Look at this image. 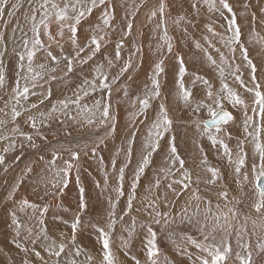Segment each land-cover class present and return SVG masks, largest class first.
Here are the masks:
<instances>
[{
	"label": "rangeland",
	"instance_id": "rangeland-1",
	"mask_svg": "<svg viewBox=\"0 0 264 264\" xmlns=\"http://www.w3.org/2000/svg\"><path fill=\"white\" fill-rule=\"evenodd\" d=\"M17 0H9V7L6 11H11V4L16 3ZM42 0H19L22 5L14 15L9 17L5 15L4 20L8 21V26L5 28L4 22L0 21V33H3L4 43L0 44V52L4 55L0 56V71L4 73L5 81L3 88H0V108L4 107V101H9V107L5 109L8 115L5 116L0 113V119L10 121L11 105L15 103L10 100L12 96V89L15 82L20 79L21 69L19 68L18 53L24 52L25 49L22 45V37L31 38L32 32L30 31L31 22L26 20L25 16H31L30 9L36 7L38 9ZM57 4H63V0H55ZM159 0H147L146 4L142 5V0H108L109 10L114 6L115 19L111 22L113 28L109 30V36L106 37V42L103 43L101 51L96 53L92 60L86 64H75L73 72L64 76L66 70V62L61 58L59 65H53L49 60H46V53L40 51L34 59L33 67L38 63L49 64L50 67H56L57 71L54 73L58 77L57 80L45 83L44 88H36L33 91L37 95H29L28 100L21 101L17 105V109L22 113L17 118V123L20 131L33 135L37 138V149L43 160L40 166L32 173H25L26 166L21 165V160L17 161L13 158L5 159V165L0 166V264H21L24 258V253L15 247L14 241V228L12 225V213H17V218L22 224L27 226L35 225V219H30L29 215L25 212H19L18 202L21 199H28L31 202L37 203L41 206L47 205L48 212L43 217L48 229L49 235L52 238L59 240L61 234L71 236V223L75 216L79 215L81 223L76 234V247H79L82 254L78 257H73L72 252L68 251L66 255L60 258L61 264H71L75 259L76 264H102V243L100 234L97 228H105L110 232V246L114 253L116 264H135L138 260L140 264H148L147 262V240L149 233L147 231L150 226L156 233V244L159 249L157 264H191L181 254V247H191L196 249L194 244H191L188 237L196 240L197 242L203 240V234L210 230L211 224L208 229H204L205 223L203 210L206 205L202 202L200 205L201 214L199 216L193 215L196 202L193 200L190 205H186L189 200L191 192L182 194L178 199H174L171 192L168 193V199L163 200L164 196V174L160 171L161 168L168 167L166 163V143L173 136L175 137V145L177 152L185 160V170L191 173V190L195 191L199 188V194L202 199L208 197L212 199V209L215 212L217 203L220 204L221 211H227V208H233L237 215L234 220H231L234 228H246L244 235L245 241H250L253 247L254 261L264 255L256 253V245L260 241H264V217H260L255 213L252 205L258 200V187H257V173L251 172L252 163L256 160L259 163L258 157L254 152V143L251 137L247 136L244 132V113L240 108H233L231 104H225L226 110L230 111L236 118L234 122L224 126L227 132H231L232 138L229 140L221 132L219 135L225 139L229 148L232 149L233 158L237 151V141H244V151L247 153L245 167L242 171H248V180L240 183L235 182L238 180L234 175L235 164H229L227 157L224 155L222 148L219 145L213 146L206 135H203L204 119L213 116V111H216L215 105L207 99V86L202 81H196L195 85L192 84L194 76L199 75L207 79L212 86L213 93L219 92L222 81L227 83L234 91L251 106L253 96L251 93L245 91L234 81L232 73L236 65H241L239 74L244 82L251 87L252 75L255 76V82L264 85V0H229L233 6V10L237 14L238 24L242 31V42L248 48L249 58L255 65V72L252 73L245 62H242L240 53L235 54V58L227 48L220 42V37H213L208 32L206 25H211L217 33H220L227 39L231 36L230 32H226L227 21L220 18L218 12H209L207 6L200 5L199 12L191 8L193 0H164L165 17L164 21L167 27L168 37L173 46V52L168 53L167 47L158 50V44L162 41V30L157 29L156 25L159 23V17L149 19L150 13L158 5ZM249 5V7H244ZM137 8L139 9L138 11ZM102 9H94L90 16L83 19L78 25V44L83 46L88 43V38L92 34V29L99 22V16ZM135 11V15L133 12ZM253 14L255 19L253 20ZM40 11L36 13L37 20L40 19ZM227 15V14H226ZM180 16H184V20L179 24L174 23ZM21 19V20H20ZM127 21H134L133 34L125 38V46L121 52V61L116 62V66L112 69H107V62L105 57L114 59L115 44L123 32L121 31L126 27ZM191 21V24L188 23ZM30 22V23H29ZM53 35L58 30L55 22L50 25ZM185 28L187 32H185ZM15 29V32L13 31ZM26 29V30H25ZM23 30V31H22ZM69 32L65 29V34L61 40H57L63 45L62 56L75 55V50L71 41L69 40ZM154 35V36H153ZM209 39L215 44L216 48H220L228 57L226 64H221L218 54L214 48H209L208 43L203 37ZM45 44H48L46 37H42ZM199 41L203 48H208L209 54L217 61V65H212L205 56L201 49L195 47V42ZM135 46H139L142 51L138 55L132 57L133 65L120 79L114 87L111 94V113L115 117L116 128L114 132L108 131V125L104 126H88L78 122L66 121L63 116L58 120L49 122L48 126H41V135L37 136L35 130H29V123H27V116L30 114L25 111L30 108L32 103L38 102V96L41 92L47 90L49 87L52 91L51 103H56L65 97H71L73 92L78 89L85 78L91 79L95 73L93 69L98 64H104L105 70L115 74L119 71V67L126 60L129 55L135 51ZM6 48V51H5ZM50 50L53 54L61 55V48L56 43L51 44ZM87 51V49H86ZM163 51V57H161ZM83 55V54H82ZM177 57H183L184 63L187 68V73L184 77L185 87L190 89L193 93L192 107L179 99V89L177 85L178 69ZM164 59L165 71L159 77L160 92L159 98L152 100V106L147 110L146 119L140 117L138 113V104L134 107L132 101L137 97H142L144 94L145 84H150L148 77L152 73V68L155 62L159 59ZM25 66L27 60L24 61ZM228 64L232 67L229 68ZM219 67L224 68L223 77L220 75ZM63 77V78H61ZM21 85L25 83L20 80ZM127 91V97L124 92ZM101 93L98 91L95 94L84 98V103L91 104L94 99H99ZM107 99V97H105ZM197 102H203L209 107H202L198 112H193ZM164 103L168 109L169 117L172 119L173 124L170 133L161 141V150L154 153L151 162L146 166L144 173L140 177L136 190V198L133 201V208L131 211L124 215L122 210L126 209L129 193L131 191L130 185L133 180L135 169L141 158L142 145L146 137L147 125L153 121L158 115V106ZM50 107L49 101H45L40 106V111H46ZM37 110H32L31 114L35 115ZM136 115H133V114ZM249 115H253L249 109ZM137 120L135 128L132 121ZM139 120H144L140 123ZM61 121H64L63 123ZM256 123H260L259 116H256ZM14 125L8 123L0 128V135H7L9 140H0V145H8L11 141H15V150L19 153L27 151L31 146L29 143L23 141V138L18 134H13L10 129ZM135 131L136 136L133 143V157L131 162L125 158L124 152L116 156L115 152L118 148H127V140L131 137V133ZM215 132V128L212 129ZM249 131H252L251 126ZM197 138V144L191 140ZM101 139L103 142H101ZM92 149H80L82 143L91 142ZM262 142H264V135H262ZM23 143V146L21 144ZM102 143L104 145H102ZM108 143V144H106ZM55 144V145H54ZM60 148V150H59ZM93 148H95V155H93ZM55 150V151H54ZM78 152L79 160L73 161L75 167L71 170L68 176V185L63 189L62 193L45 195V192L55 193L56 189L49 188L47 190H39L33 184V178L37 177V173L41 174L48 166V161L53 158V155L60 157L56 161L55 171L47 172L43 175L44 178L52 180L55 172L64 167V161L70 159L71 152ZM207 158V165L201 163L203 157ZM100 157L103 158V164L100 162ZM116 159V169L127 164L125 168V180L123 184L124 195L119 196L117 199L116 188L118 186L117 173L111 166L112 159ZM26 162V160H24ZM208 166L218 168L220 170V178L216 180L215 184H206L205 181L211 180V173L206 169ZM7 167V171H5ZM175 168L172 172L175 173ZM108 175V183L105 185L104 176ZM77 176L79 183H77ZM38 177V179H40ZM157 177L162 180V185L159 190L152 188L149 190L150 182L155 181ZM12 179L13 187L9 185ZM173 179H183L182 176L169 174L167 182ZM41 180V179H40ZM23 182V183H22ZM25 185V190L22 193L21 189L17 188L20 184ZM40 182V181H39ZM99 182V186H97ZM80 187L84 189V199L87 207L83 210L78 208L80 199ZM227 189L229 193L228 201L218 198L217 193L223 189ZM8 193L4 197V193ZM12 194V195H10ZM26 195V196H25ZM160 196L161 200L157 201V207L160 212L170 213L168 222L163 221L160 224L155 223V213L152 209L148 208V203L156 196ZM43 197V199H40ZM116 202V216L117 221L112 229H108L110 204L109 200ZM227 205V207H225ZM187 206L189 215L192 217L181 218L182 209ZM123 215V220L119 217ZM247 218V219H246ZM253 221L256 226H253ZM223 223V221H221ZM217 242L223 235L220 232L216 234ZM231 243L234 251H240L236 246L235 233L231 236ZM187 242L190 244L187 245ZM135 243H139L134 247ZM31 247V245H29ZM42 255L48 259L46 254L40 249ZM74 250V249H73ZM195 255V254H193ZM91 256L92 261H88L87 257ZM196 256V255H195ZM34 264H39L34 256L30 257ZM235 259L234 256L229 258V263ZM52 264V260H49Z\"/></svg>",
	"mask_w": 264,
	"mask_h": 264
},
{
	"label": "snow or ice",
	"instance_id": "snow-or-ice-1",
	"mask_svg": "<svg viewBox=\"0 0 264 264\" xmlns=\"http://www.w3.org/2000/svg\"><path fill=\"white\" fill-rule=\"evenodd\" d=\"M31 3L32 0H29ZM147 0H142V5L146 4ZM203 4L207 6L209 12H218L221 19L227 21L226 32H230L231 36L225 37L220 33H217L211 25H206V28L213 37L219 36L220 42L225 48L229 50L232 54V57L235 58L237 52L240 53L242 62H245L246 65L251 68L252 73L255 72V65L253 61L249 58V51L245 44L242 42V31L240 25L238 24V17L235 11L233 10L232 4L229 0H193L191 3V8L199 12L200 5ZM9 7V0H0V21L4 22L5 28L8 26V21L4 20L5 15L11 17L14 15L22 5L17 0L16 3L11 4V11H6ZM165 7L166 4L164 0H159L158 5L153 8L150 13L149 19H154L159 17V23H157V29L162 30V36L160 40L161 44H158V50H162L165 45L167 47V52H173L172 43L168 37L167 27L164 21L165 17ZM244 7H249V5H244ZM101 8L102 11L99 16V22L92 29V34L88 38V43L86 45L78 44V25L81 21L87 16H90L94 9ZM40 11V19L37 20L36 13ZM139 9L137 8L136 11ZM31 16H25L26 20H30L32 32L31 38L22 37V45L25 49L24 52L18 53L19 68L21 69L22 75L20 79L15 82V86L12 89V96L10 100H14L15 103L11 105V117L10 121L0 119V128L5 126L8 123H12L14 126L10 129L13 134H18L23 138V141L30 144L32 148H36L37 145L34 142L33 135L20 131L18 126H15L17 123V118L22 115V113L17 109V105L21 104V101H27L29 95H37L35 91L36 88H44V84L40 81H44L45 76L47 80L45 83H50L58 79L54 73L57 71L56 67H50L46 63H38L36 67H33L34 59L37 57V53L43 51L46 53V60H49L53 65H59L61 58L66 62L64 71V76H67L69 73L73 72L74 63L75 64H86L88 61L92 60L96 53L101 51L103 43L106 42V37L109 36V30L113 28L112 21L115 19L114 15V6L112 10H109L108 0H63V4H57L55 0H42L39 4L38 9L33 7L30 9ZM264 11V9H262ZM227 14V15H226ZM135 15V11L133 12ZM185 18L180 16L174 21V23L179 24ZM255 16L253 14V20ZM55 22L58 26V30L53 35L50 25ZM191 24V21H188ZM65 29L69 32V40L74 47L75 55L62 56L63 45L57 40L59 37L61 40L64 37ZM134 30V21H127L126 27L122 29L123 35L119 41L115 44L114 49V59L105 57L107 62V69L110 70L116 66V62H120L121 52L125 46V38L133 34ZM15 32V29H13ZM187 32V29L184 30ZM46 37L48 44H45L44 39ZM203 39L208 43L209 48H214L215 52L219 56L221 64H226L228 57L225 56L224 52L220 48H216L215 44L205 36ZM56 43L58 47L61 48V55L53 54L50 50L51 44ZM4 43L3 33H0V44ZM195 47L201 49L206 56V59L214 66L217 65L216 59L209 54L208 48H203L199 41L195 42ZM87 49V51H86ZM6 51V48H5ZM142 49L139 46H135V51L132 52L129 57L123 61L119 67V71L115 74L110 75V71L105 70L104 64H98L93 69L95 75L91 78H85L78 89L73 92L71 97H65L64 99L58 100L56 103H51L52 91L49 87L47 90L40 93L38 96V102L32 103L30 108H26L25 111L30 113L27 116V123H29L30 128L35 130L37 136L43 138L41 135V126H48L49 122L53 120H58L60 116H63L66 121L78 122L82 124H87L88 126H104L108 125V131L114 132L116 128L115 117L111 113V94L114 90V87L117 84V81L123 76L129 69L134 67L132 57L138 55ZM83 54V55H82ZM4 53L0 52V56H3ZM161 57H163V51H161ZM25 59L27 60V65L25 66ZM178 64V80L177 85L179 89V99L186 103L189 107H192L193 93L190 89L185 87L184 77L187 73V68L184 63L183 57H177ZM228 67L231 68L232 65L228 64ZM241 65H236L235 70L232 73L234 76V81L239 84L240 87L244 88L246 92L251 93L253 96L252 105L246 103V101L234 91L227 83H221V88L219 92L213 93L212 86L207 79L200 77L199 75L194 76L192 84L195 85L196 81H202L208 88L207 99L215 105L216 111H213L214 119L205 124L202 134L206 135L209 141L213 146L219 145L222 148L224 155L227 157L229 164H235L234 175L238 178L235 182L240 183L242 181L248 180V171H242L245 167V162L247 158V153L244 151V141H237V151L235 153V159L233 158L232 149L229 148L228 144L225 142V139L222 138L219 134L221 132L227 137V139L232 138L231 132H227L224 126L229 125L230 122L235 121L233 114L226 110L225 104H231L233 108H240L244 113V132L247 136L251 137L254 143V152L258 157L259 163L257 164L256 160L253 161L251 172L257 173L256 179L260 180L264 178V142H262V135H264V85L255 82V76L252 75V86L249 87L244 80L241 78L240 72ZM165 71L164 69V59H159L158 62L154 63L152 68V73L148 77L150 84H145L144 94L142 97H137L132 101L133 106L135 107L138 104V113L140 117H146L147 110L152 106L151 102L154 99L160 97V80L159 77ZM220 75L223 77L224 68L219 67ZM63 78V77H61ZM20 80H24L25 83L21 85ZM5 81V76L2 71H0V88H3ZM100 92L101 96L99 99H94L93 102L89 105L84 103V98L89 97L96 92ZM124 95L127 97V91L124 92ZM107 97V99H105ZM49 101L50 107L46 111H40L39 108L44 104L45 101ZM9 107V101H4V107L0 108V113H3L5 116L8 115V112H5V109ZM202 107H209V105L204 104L203 102H197L193 108V112H198ZM249 109L253 115H249ZM32 110H37L35 115H32ZM133 115H136L135 113ZM256 116H259L260 123H256ZM62 123L64 121H61ZM140 123H143L144 120H139ZM137 120H133L132 124L135 128ZM173 121L169 117L168 109L164 103H160L158 106V115L147 125L146 137L143 141L141 158L135 169L133 180L130 185V193L127 201L126 209L122 210L124 215H127L129 211L133 208V201L136 198L137 185L139 183L140 177L145 171L146 166L151 162V158L154 153H157L161 150V141L165 140V137L170 133L172 128ZM251 126L252 131H249ZM215 128V132L212 129ZM136 132L131 133V137L127 140V148H118L116 149L115 155L118 156L121 151L124 152L125 158L128 162H131L133 157V143L135 140ZM0 140H9L7 135H0ZM101 142L103 140L101 139ZM23 146V143L21 144ZM166 148L168 149L166 153V163L168 167L161 168L160 171L164 174V196L163 200L168 199V193L171 192L174 199H178L180 195L191 192L189 200L185 203L190 205L194 200L196 202L193 215L199 216L201 214L200 205L203 202L206 207L203 210V216L205 223L203 225L204 229H208L209 224L211 228L209 231L203 234L204 242L200 243L196 240L188 237V240L191 244H194L197 248L201 249L202 255L197 257L198 264H229V258L231 256L235 257V260L232 261V264H255L253 247L250 241H245L244 235L246 234V228H234L231 220L236 218V211L233 208H227V211L220 210V204L215 205L216 211L212 209V199L204 197L202 199L199 194V188L195 191L191 190V173L185 170V160L177 152V147L175 145V137L173 136L166 143ZM10 150H15V141H11L7 147L2 149L0 152V166L5 165V155L4 153L9 152ZM78 152H71L70 159L64 161V167L59 171L55 172L52 180L48 182L47 186H50L53 189H56L55 193L45 192V195L49 194H59L63 192V189L68 185V176L71 170L75 167L73 161L79 160ZM93 155H95V148H93ZM18 160L19 157H16ZM43 159V158H41ZM60 157L53 155V158L48 161V166L45 171L51 172L52 169L56 167V161ZM100 162L103 164V158L100 157ZM201 163L207 165L206 156L202 158ZM111 166L113 170L117 173L118 186L116 188L117 199L119 196L124 195L123 184L125 180V168L127 164L116 169V159L113 158L111 161ZM175 168V173L172 172ZM211 173V180L205 181L206 184H215L216 180L220 178V170L215 167L208 166L206 169ZM7 171V167H5ZM25 173H32L34 171L31 167L25 168ZM169 174L176 176H182L183 179H173L171 182H167V177ZM37 176L40 177V174L37 173ZM42 179V177H40ZM39 183V179H38ZM77 183H79V177L77 176ZM104 183H108V175L105 173ZM162 185V180L160 177H157L153 182H150L149 190L155 188L160 189ZM99 186V182H97ZM258 200L252 205L255 213L260 217H264V184H259L258 186ZM12 195V194H10ZM218 198H222L224 201H228L229 193L225 188L217 193ZM43 199V197H40ZM160 196H156L152 199L147 207L152 209L155 213V216L158 219H155V223L160 224L162 221L164 223L168 222V217L170 213L160 212L157 207V201H160ZM110 211H109V222L107 225L108 229L114 228L117 216H116V202L109 200ZM19 212H25L26 210H31L30 219H35L36 223L33 226H27L21 223L17 218V213H12V225L14 228V243L15 247L23 252L24 258L21 261V264H34V261L30 258L34 256L39 264H49V260H52V264H61L60 258L62 255H66L68 251L72 252L73 257H78L82 254V251L79 247H76V234L81 223V218L79 215L75 216L73 222L71 223V236L68 237L67 234H61L59 240L52 238L49 235L44 216L48 212L47 205H39L37 203L31 202L28 199L24 198L18 202ZM87 207L84 199V189L80 187V199L78 203V208L83 210ZM227 207V205H225ZM124 216L119 217L120 220H123ZM181 218L191 219L189 215L188 207L185 206L182 209ZM247 219V218H246ZM223 221V223H221ZM253 226H256V222L253 221ZM97 231L100 234V240L102 243V264H116L114 253L111 250L110 246V232L105 230V228H97ZM149 233V239L147 240V262L148 264H157V257L159 249L156 244V233L149 226L147 229ZM220 232L223 235L219 242H217L216 233ZM235 233L236 236V246L240 251H234L231 236ZM31 245V247H29ZM42 249L46 254L48 259L45 258V255L41 254V251H38L37 248ZM74 249V250H73ZM256 253L258 255H264V241H260L256 245ZM206 254V255H205ZM88 261H92L91 256L87 257ZM71 264H76L75 259L71 261ZM135 264H140L137 260Z\"/></svg>",
	"mask_w": 264,
	"mask_h": 264
},
{
	"label": "crops",
	"instance_id": "crops-1",
	"mask_svg": "<svg viewBox=\"0 0 264 264\" xmlns=\"http://www.w3.org/2000/svg\"><path fill=\"white\" fill-rule=\"evenodd\" d=\"M208 118V117H207ZM29 130H33V129H31L30 127H29ZM37 141H38V139L37 138H35L34 139V142L36 143V145H37ZM192 142H195L196 144H197V138L196 139H193L192 138V140H191ZM106 144H108V143H106ZM55 145V144H54ZM81 145H83V146H80V149H83V150H87L88 148L89 149H92V141L91 142H85V143H82ZM102 145H104L103 143H102ZM109 145V144H108ZM8 145L6 144V145H0V152H2V149L4 148V147H7ZM59 150H60V148H59ZM13 151L14 150H10L9 152H7V153H4V155H5V157L6 158H9L11 161H13V158H15L16 159V157H19V159L17 160V161H19V160H21V165H24V166H26V167H31V168H34L35 167V169H37L39 166H40V162L43 160V159H41V157L42 156H40V153H39V151H38V149H37V147L36 148H32V147H30L29 149H27V151H25V152H21V153H19V152H15L14 154H13ZM55 151V150H54ZM24 160H26V162L24 161ZM52 171H55L54 169H52ZM48 171H45V170H43V172H42V174H41V177H42V179L40 180L39 179V183H38V176L37 177H35V178H33V184L39 189V190H47V189H49L50 188V186H47L48 185V182L50 181L49 179H46V178H44L43 177V175L44 174H46ZM23 183V182H22ZM9 185H11L12 187H13V183H12V179H11V181L9 182V184L7 185V187L9 186ZM24 185H25V182H24V184H20L19 186H18V188H17V191H18V189H21L22 190V193H24L25 192V190L23 189V188H25L24 187ZM9 194L8 193H6V191H5V193H4V197H7ZM26 196V195H25ZM26 198H27V196H26ZM29 193H28V200H29ZM30 201V200H29ZM54 211V210H53ZM53 211H50V212H48V213H51V212H53ZM0 213L2 214L3 213V211H0ZM25 213H27L28 215L31 213V210L30 209H28V210H26L25 211ZM29 217H31V214L29 215ZM200 243H203L204 242V239L203 240H201V241H199ZM190 243L189 242H187V245H189ZM139 246V243H135L134 244V247H136V246ZM183 253V256L185 255V253H186V255L188 256V258H185L187 261H189V262H191V264H198V261H197V257L198 256H201L202 255V252H201V249H199V248H197L196 247V249H191V247L189 246V247H187V246H185V248H182L181 247V254ZM193 254H195V255H193ZM206 255V254H205ZM235 259H233V261H234ZM229 264H232V261L229 263ZM255 264H264V256H262V259L260 260V257H258V259L255 261Z\"/></svg>",
	"mask_w": 264,
	"mask_h": 264
},
{
	"label": "water",
	"instance_id": "water-1",
	"mask_svg": "<svg viewBox=\"0 0 264 264\" xmlns=\"http://www.w3.org/2000/svg\"><path fill=\"white\" fill-rule=\"evenodd\" d=\"M212 119H214V116L204 119V125L210 122ZM259 184H264V178H261L260 180H257V186Z\"/></svg>",
	"mask_w": 264,
	"mask_h": 264
},
{
	"label": "bare ground",
	"instance_id": "bare-ground-1",
	"mask_svg": "<svg viewBox=\"0 0 264 264\" xmlns=\"http://www.w3.org/2000/svg\"><path fill=\"white\" fill-rule=\"evenodd\" d=\"M21 20V19H20ZM30 23V22H29ZM26 30V29H25ZM23 31V30H22ZM154 36V35H153Z\"/></svg>",
	"mask_w": 264,
	"mask_h": 264
}]
</instances>
